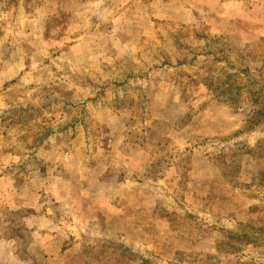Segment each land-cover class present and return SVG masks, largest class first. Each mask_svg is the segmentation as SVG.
I'll return each instance as SVG.
<instances>
[{
    "label": "rangeland",
    "instance_id": "1",
    "mask_svg": "<svg viewBox=\"0 0 264 264\" xmlns=\"http://www.w3.org/2000/svg\"><path fill=\"white\" fill-rule=\"evenodd\" d=\"M0 264H264V0H0Z\"/></svg>",
    "mask_w": 264,
    "mask_h": 264
}]
</instances>
